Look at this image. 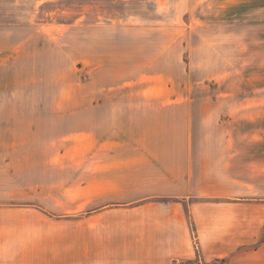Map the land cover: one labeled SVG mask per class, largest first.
<instances>
[{
    "label": "rangeland",
    "instance_id": "374dc122",
    "mask_svg": "<svg viewBox=\"0 0 264 264\" xmlns=\"http://www.w3.org/2000/svg\"><path fill=\"white\" fill-rule=\"evenodd\" d=\"M147 100L194 102L198 144L243 181L228 212L256 216L228 258L178 264H264V0H0V223L41 247L27 264L81 257L92 102Z\"/></svg>",
    "mask_w": 264,
    "mask_h": 264
},
{
    "label": "crops",
    "instance_id": "0c3cea01",
    "mask_svg": "<svg viewBox=\"0 0 264 264\" xmlns=\"http://www.w3.org/2000/svg\"><path fill=\"white\" fill-rule=\"evenodd\" d=\"M92 107L101 110L103 128L91 132L96 148L84 187L99 205L90 228L81 231L76 264L194 263L197 253L208 262L257 237V225L243 224L255 214L228 212L235 205L226 201L228 189L243 181L227 168L225 154L212 159L198 144L205 136L192 132L194 102L98 101ZM11 229L0 223V264L33 263L41 247L14 243Z\"/></svg>",
    "mask_w": 264,
    "mask_h": 264
},
{
    "label": "built area",
    "instance_id": "2783aa9c",
    "mask_svg": "<svg viewBox=\"0 0 264 264\" xmlns=\"http://www.w3.org/2000/svg\"><path fill=\"white\" fill-rule=\"evenodd\" d=\"M198 256H199V254H198ZM198 262H200V259H198Z\"/></svg>",
    "mask_w": 264,
    "mask_h": 264
}]
</instances>
